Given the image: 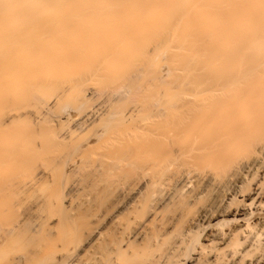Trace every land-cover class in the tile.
Listing matches in <instances>:
<instances>
[{"label": "bare ground", "instance_id": "bare-ground-1", "mask_svg": "<svg viewBox=\"0 0 264 264\" xmlns=\"http://www.w3.org/2000/svg\"><path fill=\"white\" fill-rule=\"evenodd\" d=\"M75 51L84 63L78 82L68 72ZM110 77L130 93L119 101L133 106L63 113L66 99L98 97L86 93V81ZM20 92L42 107L28 147L7 149L12 172L54 148L82 158L98 151L97 173H107L102 180L115 195L111 229L96 226L87 244L101 243V251L83 249L68 264H264V0H0L5 136L31 118L13 106Z\"/></svg>", "mask_w": 264, "mask_h": 264}, {"label": "rangeland", "instance_id": "rangeland-1", "mask_svg": "<svg viewBox=\"0 0 264 264\" xmlns=\"http://www.w3.org/2000/svg\"><path fill=\"white\" fill-rule=\"evenodd\" d=\"M120 16H122V13L120 14ZM126 34H128V33H126ZM148 49L150 51L154 52L155 43H151L149 45ZM92 54L94 56H96V54L94 52H92ZM74 55H76L77 57L75 56L74 63L70 64L71 68L69 66L68 72H69V75L74 76L75 79L78 78L77 79V82H78V80H79L78 76H81V75H79V71L84 66V63L82 62L83 56H82V53H80L79 51L78 52L75 51ZM76 58L77 59L79 58L77 60L78 62L76 61ZM160 64H161L160 69L162 70V73L164 75L167 74L168 63L166 61V57L162 58V61ZM102 66L105 68L104 65H102ZM103 72H105V73H103ZM101 73H103L104 76H106L105 74L110 76V74H108L105 71V69H102ZM96 78H95L96 81L94 79H90L89 81H86L87 82V84L85 82L86 87H84L85 84L82 87H84V89L85 88L88 89V91H86L87 89L85 90L86 93L90 91L94 95L98 94V97L96 95L92 96L90 94L89 96H92V100H94V99L95 100L94 101L91 100L90 102L84 103V104L79 103V102L77 103V102H74L72 100L67 101L68 99H66V101L63 103V107H66L63 110L64 114H66V112H65L66 110L68 113V108H70V107L71 108L69 109V113L72 112L71 114H74L73 113L74 111H75V114H77L76 113L77 111L80 112L81 109L82 110H84L85 108L88 109L90 106H94V105H97L98 107L102 106L101 108L103 110H105L104 108L107 109L108 108L107 106L110 107V105L113 107L114 106L116 107V105L119 106V104H120L119 102H122V101H119L120 98L125 99L127 94H130V93H126V96H125V92L123 89H121L123 91L118 90L119 86H122L121 81L116 82V80H115V82H113L111 77H110L109 79H111V81H108V80L107 81L103 80V81H105L106 84L111 83V85L103 87V84H105V83L102 82L103 84H100V81L98 82ZM77 82H75V83H77ZM67 84L71 85L74 83L73 82L72 83L67 82ZM67 84H65V86ZM70 85H67V86H70ZM72 86H74V85H72ZM75 86H76V84H75ZM73 88H72V90L69 89L68 92L73 91ZM101 93H102V95H101ZM134 93H136L138 95V93L141 94L143 92L142 91L141 92L135 91ZM144 93H147L146 90L144 91ZM21 94H23L22 97H24V99H23L24 101L26 99H28L27 100L28 103L26 101L23 102V100H21L22 99ZM28 94H29L28 92L27 93L26 92H24V93L20 92L19 93L20 99H17V102L15 103L16 105H13V106L20 108L19 109L20 112L22 113L24 111L26 115H30V113H31V115H30L31 120L26 115L25 116L29 120H27L26 117L21 118L24 120L26 125H27V123L29 125L26 126V125H24L25 123L22 120H20L22 122H20L18 120L20 123H15V125L16 124H18L19 126L24 125L23 126L24 128L23 127L18 128L19 126L17 125V127L15 126V128H18V130L16 129L17 131L14 130L15 129L14 126H11L7 129L8 125H6V129L9 130V131L6 130L7 131L6 136L8 134H10L7 137L5 136V133L4 134L2 133L3 130L5 132V129L2 128V130H0L1 131L0 133L3 134V135L0 134V144L3 142L2 145H5V142L7 140L9 141V143H11L9 145H6L7 148L5 146H2L5 149H3V148L0 149V152L2 151V153H0V159L3 157L4 153L6 152L5 153L6 157L4 156L5 157L4 160L1 159L0 164L2 161H5V162H3L2 165H0V166H2V168L6 170V168H9L8 164L11 161L12 162L10 165L11 166L13 165V167H10L11 169H9L10 172L8 169L6 171L4 170L3 172L0 171V182H1L0 183V264H54L55 257H56L57 261H58V258H61L62 261L63 260L65 261V259H66V262L60 261L59 264H61V262L64 264H68L67 263L68 260H70V259L72 260L73 257L75 259L76 256L81 255L83 249H84L83 250L84 252H87V250H89L88 255L89 254L92 255L91 252H93V254H95L93 257H95L97 254V252H96L97 248L100 249V246L97 247V245L98 244L101 245V243H97V245H96V242H93L94 244L88 247V245H90L88 243H90V242L92 243L91 238H90L92 236L91 234L94 232L96 226L102 227L104 225L106 228L109 226L107 229H111L110 221H108V218L110 220L109 216H111V212H112L111 209L113 210L114 206H115L113 204L114 203L113 199H115V197H114L115 195H114L113 191L111 190V187L106 186L107 184L105 183V181L102 180L103 179L102 177L106 178V176H107L109 178V176L107 175L106 172L105 173L103 172L104 176L102 173H101L102 176H101V174H100V176L98 174V173H100V169H99L100 166L98 163L101 164V161H102L101 156H103V155H102V153L100 154L98 151H96L97 153L95 151H93L94 154L93 153L89 154L90 155L89 158H88V156H87V158L86 157L82 158V155L81 154L78 155V152L74 153L76 151H74L75 149L73 150L72 147H70V148L67 147L66 149L61 148L62 150L59 148H54L51 151V153L47 155V157H45V156L44 157H38V158L36 157L35 159L32 160V162L29 164V166H27V165L24 166L23 169L20 170V173L17 172L18 174L17 173L14 174L12 172L13 171L12 168H14V165H15L14 161L12 160L13 159L12 157H14V151L10 152V150H12L11 147H14V149H15L17 147V144L18 145L21 144V146L23 145L22 147H24V148L28 147V144H30V142L32 141V134H34L33 132H37L36 131L37 129L35 127H34L35 129H33V127H32L33 124H31V127H30V123L34 119V116L39 112L38 111L39 108L42 107V103H39V105H38V103L35 102V100L33 101L31 99L32 98L31 96H30V98H25L26 96L29 97V95H32L31 92L29 95ZM122 94H124L125 97L121 96ZM24 95H26V96H24ZM118 97H119V99L117 100ZM29 99L31 100V102ZM20 103H21V105H20ZM73 103H75L76 106L73 105ZM130 103H131V101L127 100V101H125V103L122 102L121 104H122V106L124 104V106H126V108H129L128 106H130V105L133 106L132 103L131 104ZM30 104H32V105H30ZM79 104H81V105L79 106ZM13 106H10V107H13ZM83 106H87L88 108L87 107L83 108ZM28 109H30L31 111L30 110L28 111ZM36 109H38V110L36 111ZM32 112L33 113L35 112V114H33ZM28 121H30V122H28ZM4 128H5V126H4ZM12 128H14V129H12ZM31 128H32V130H31ZM19 129H23V131L19 130ZM27 130H28V132H26ZM19 131H20L19 134H22L24 136L18 135ZM10 132L14 133L12 136H15V137H12ZM42 132H44V130ZM84 137H85L86 142L84 140ZM82 139H83V144H80V145H86L87 136H85V135L81 136V140ZM2 140H5V142ZM18 140H19V143L17 142ZM8 141L6 143H8ZM12 142L13 143L15 142V144H13ZM75 144H76V142H75ZM7 149H10V150L8 151ZM54 150L56 151V153L54 152ZM68 151H69V153H68ZM70 151H71V153H70ZM7 154L10 156L12 155V157H10V156L8 157ZM52 154H54V155H52ZM64 154H65V156H64ZM55 155H57V156H55ZM97 155H99V157ZM60 157H61V160H60ZM71 157L77 163H75L71 159ZM70 159H71V161H70ZM55 161H57V164ZM7 162H9V163L6 164V166H7L6 167L3 164H5ZM78 162H80V163H78ZM82 165H84V166H82ZM96 165H98L99 168ZM77 166H80V167L78 168ZM96 167L99 169L98 171H97ZM0 170H2L1 167H0ZM85 170H87V171H85ZM42 171H43V173H42ZM34 176H37V178H39L41 176V177H43V180L40 183H35V180H34V185H33ZM98 177L101 178V181H103V183L98 182V181H100V180H98ZM5 180H7V182ZM16 180L18 181V183ZM109 180L110 179H108L107 181H109ZM4 183L8 186V188L6 190L1 189V185H3ZM107 183L110 185L111 182H107ZM101 184L104 186H102ZM100 186L103 188H101ZM112 189H113V187H112ZM71 199H72V201H71ZM66 201L69 203H67ZM107 216H108V218H107ZM103 217L105 219H103ZM43 220H45L44 222H48L47 220H49V226L48 225L46 226L47 228L49 227L48 228L49 230L46 229V227H45V229H41V228L37 227L38 222L40 223ZM61 220L64 222H62ZM55 222H56V225H58L57 222L58 223L62 222V223H60L58 227L57 226L55 227L54 226ZM70 222H71V224H70ZM102 223H103V225H102ZM63 224H65L67 227L68 226L69 227L66 229V226ZM77 224L79 225L78 226L79 229H77ZM19 226H20V228H16V230L12 234H9V231L11 229H14L15 227H19ZM59 227H62V228H59ZM72 227H74V228H72ZM50 228H52V229H50ZM75 229H76V231H75ZM77 231H79L78 235L79 236L81 235L80 239H78L80 241H75L77 238V233H78ZM63 232L64 233L66 232L65 233L66 236H64ZM57 234H58V236H57ZM59 234H60V236H59ZM67 234H69L71 239L67 237ZM49 235H52L54 237L53 238H52V236L48 237ZM75 235H76V237H75ZM60 237H62V238H60ZM72 237H75L74 240ZM64 238H67V239L64 240ZM62 239H63V241H62ZM72 240H73V243H72ZM67 242H69V243H67ZM74 242H76V244H74ZM99 249H98V251H99ZM90 250H91V252H90ZM94 251H95V253H94ZM100 251H101V249H100ZM63 257H64V259H63ZM52 259H53V261H52ZM57 261H55L56 264H57ZM91 262H93V261H91Z\"/></svg>", "mask_w": 264, "mask_h": 264}]
</instances>
